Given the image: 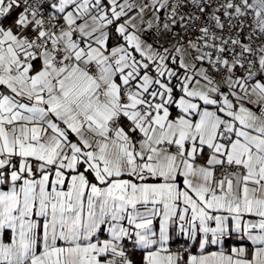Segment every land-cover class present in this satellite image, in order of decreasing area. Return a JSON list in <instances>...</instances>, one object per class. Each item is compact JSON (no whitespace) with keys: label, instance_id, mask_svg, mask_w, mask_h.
Returning a JSON list of instances; mask_svg holds the SVG:
<instances>
[{"label":"snow or ice","instance_id":"6c2138e0","mask_svg":"<svg viewBox=\"0 0 264 264\" xmlns=\"http://www.w3.org/2000/svg\"><path fill=\"white\" fill-rule=\"evenodd\" d=\"M0 264H264V0H0Z\"/></svg>","mask_w":264,"mask_h":264}]
</instances>
